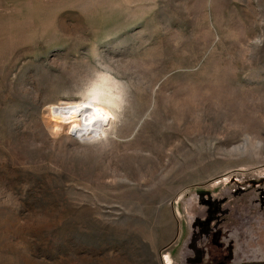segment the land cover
Masks as SVG:
<instances>
[{
	"label": "rangeland",
	"instance_id": "rangeland-1",
	"mask_svg": "<svg viewBox=\"0 0 264 264\" xmlns=\"http://www.w3.org/2000/svg\"><path fill=\"white\" fill-rule=\"evenodd\" d=\"M0 264H264V0H0Z\"/></svg>",
	"mask_w": 264,
	"mask_h": 264
},
{
	"label": "bare ground",
	"instance_id": "bare-ground-1",
	"mask_svg": "<svg viewBox=\"0 0 264 264\" xmlns=\"http://www.w3.org/2000/svg\"><path fill=\"white\" fill-rule=\"evenodd\" d=\"M67 115L69 118H75L74 125L71 128L78 137L92 133L97 135L100 131H103V127L110 121L109 113L92 101L83 104L80 108L70 107Z\"/></svg>",
	"mask_w": 264,
	"mask_h": 264
}]
</instances>
